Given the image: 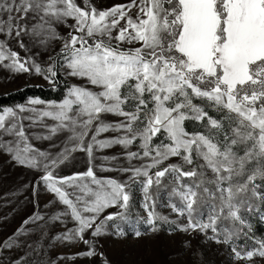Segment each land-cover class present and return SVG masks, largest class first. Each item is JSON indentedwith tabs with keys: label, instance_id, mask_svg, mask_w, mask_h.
Here are the masks:
<instances>
[{
	"label": "snow or ice",
	"instance_id": "snow-or-ice-1",
	"mask_svg": "<svg viewBox=\"0 0 264 264\" xmlns=\"http://www.w3.org/2000/svg\"><path fill=\"white\" fill-rule=\"evenodd\" d=\"M82 4L77 0H0V34L7 38L0 40V65L15 73L34 71L54 83L57 62L62 61L60 67L69 76L94 86L73 85L60 103L50 102L47 110L30 109L38 119L48 117L56 122L48 128L47 135H37L36 139L51 140L58 133H67L56 153L29 143L22 123L24 118L12 108L0 113V130L12 137L0 139V151L8 153L20 166L42 171L36 188L42 183L54 196L49 205L62 206V210L48 216L36 212L23 225L31 223L43 229L49 222L71 221L74 226L54 239L65 244L87 245V250L78 256H103L96 250V238L107 234L108 222L128 219L126 211L131 196L127 189L131 183L141 184L149 231H159L157 221L169 222L167 217L155 212L150 188L160 186L163 178L172 175L176 181L172 195L178 196L183 206L171 204L170 207L181 216L187 213L188 217L186 225H178L180 230L211 229L216 233L215 216H210L207 223L194 222L197 192L181 183L185 177H202L203 171L197 168H208L215 174L216 179L210 183L216 184L221 193L220 211L227 208L228 216L242 224L239 208L232 201L238 193L248 191L250 184L253 195H259L255 181L264 180V0H129L104 9L97 8L92 0H82ZM30 17L38 20L31 27ZM68 19L74 23L67 24ZM57 24L70 29L66 36L59 35L54 27ZM25 36L42 37V44L58 39L62 46L56 57H50L52 63L41 67L31 57L22 59L9 47V41L14 39L25 49L22 39ZM137 44L138 47H123ZM197 98L225 112L230 134H225L223 142L185 131L184 122L189 118L207 119L211 129L223 130L222 122L212 119L193 103ZM30 103L38 105L44 101L34 99ZM20 111L26 109L21 107ZM106 115L119 119L107 122ZM110 131L117 135L99 138ZM161 133L168 142L153 144ZM137 142L139 150L131 151ZM116 145L124 149L129 162L146 161L139 166L115 169L101 166L104 171L131 173L124 182L98 178L94 171L95 153ZM235 145L245 146L244 155L238 156L233 151ZM76 152L88 157L87 170L56 175V170ZM171 157H179L182 164L161 168ZM101 159L110 163L117 157ZM199 159L204 163L183 170L182 165H194ZM249 163H255L256 167L234 192L233 176L244 175ZM153 169L158 170L152 172ZM224 182H229L226 189L221 187ZM110 207L122 211L100 219ZM89 231L92 239H85ZM25 232L22 227L15 235ZM115 234L125 235L119 228ZM143 234L139 230L134 233L137 238ZM232 235L229 233L223 242L228 243ZM15 245L16 240L10 237L3 247L10 249ZM232 251L236 259L251 261L254 256L264 257V243L243 255L236 248Z\"/></svg>",
	"mask_w": 264,
	"mask_h": 264
},
{
	"label": "rangeland",
	"instance_id": "rangeland-1",
	"mask_svg": "<svg viewBox=\"0 0 264 264\" xmlns=\"http://www.w3.org/2000/svg\"><path fill=\"white\" fill-rule=\"evenodd\" d=\"M127 2H129V0H92V3L99 9L109 8L115 4ZM77 3L83 6L82 0H77ZM135 14V10H133L132 15L135 16ZM37 22V19H32L30 17L28 25L31 27L32 24ZM72 23H74V21L68 19L67 24ZM54 27L60 36H66L70 31L65 24H57L54 25ZM2 39L7 38L3 34H0V40ZM22 39L26 44L25 49H21L14 39L9 41V47L13 51L18 52L22 59L31 57L37 64L41 65V67H47L52 63L50 57H56L62 46V41L58 39L49 40L46 44L40 43L42 37L32 38L25 36ZM138 46V44L123 45L125 48ZM5 63H7V61ZM61 64L62 61H58L56 67L57 72H59L64 79L61 80L60 87L65 86L67 81L70 87L78 85L94 88V86L89 85L81 78L69 76L66 71L60 67ZM27 85L53 86L55 85V81L54 83H50L42 75H38L34 71L30 73H15L3 65H0V94L8 93ZM69 88L66 89V95ZM34 99L42 100L44 103L33 105L30 101ZM199 100L201 102L193 103L207 112L210 117L209 108H217L212 106L209 102L201 99ZM61 101L46 100L31 96L23 103L0 107V113L6 108H12L20 117L24 118L22 123L25 127L26 135L29 137V143L40 150L56 153L59 152L63 146V141L67 133H58L53 136L51 140L36 139L35 137L37 135H47L48 128L53 126L56 122L48 117L38 119L36 114L30 111V109L35 108L38 111L47 110L50 102L60 103ZM21 107L26 109V111L21 112ZM28 117L32 119H28ZM211 118L215 119L213 117ZM104 119L107 122H113L119 118L106 115ZM185 131L189 135L203 134L205 136H210V138H213L214 142H220V137L217 135H215L217 137H214L204 132H189L186 128ZM115 135H117V133L110 131L102 133L99 138H110ZM166 138V135L163 133L161 135V140L163 141ZM0 139L10 140L12 137L4 134L3 131L0 130ZM130 150L138 151L139 142L132 145ZM104 156H116L117 160L106 163L101 159V157ZM95 157L93 163L95 165L94 171L97 177L113 178L120 182L127 181L131 173H123L116 170L104 171L101 166L103 165L115 169L120 167L139 166L141 163L146 162L138 159L129 162L124 156V149L119 145L96 152ZM203 163V160L199 159L195 161L194 165L182 166L184 171H188L191 170L192 167H197V165ZM168 164H182V161L179 157H171L160 167H166ZM88 166V157L86 154L83 152H76L73 153L72 158L56 170V175L68 176L73 173L84 172L87 170ZM156 170L158 169H153L152 172ZM197 170L203 171V176L205 178L213 181L216 179L215 174L208 168H197ZM42 175V171L20 166L11 159L8 153L0 151V264H17V261H19V264H51V262H54V264H105V262H107V264H264V257L254 256L251 261L238 260L235 258L232 251L233 248H236V250L240 251L243 255L247 251H253L259 248L260 243H264V224L261 225L259 235L250 228V215L243 213L241 198L234 197L232 203L239 208L238 215L243 220V223L241 224L239 220L236 221L238 224H241L242 227L235 225L229 226L228 223H222L220 221V215L222 213L228 216V209L224 208L223 212H221V208L217 209V207L212 204L207 213H204L196 219L193 218V220L194 222L207 223L209 222L210 216H215L216 233H213L211 229L206 230V232H200L198 230L181 231L178 225L182 226L188 223L187 213L181 216L170 207L171 204H176L178 208L182 207L183 204L180 198L178 196H173L165 185H160L158 186L159 188L157 187L155 189L154 186L156 185H153L150 188V195L155 202V212L160 216L167 217L169 222L157 221L159 231L151 232L149 231L150 226L145 223L147 212L143 207V192L141 184L138 182L131 183L127 189L131 196L126 211L128 219H116L108 222L107 234L96 238V250L98 253H103V256H78V253L87 250V245L82 242L65 244L64 242L54 239V237L61 232L74 226L71 221H68L66 224L49 222L43 229H37L36 225L31 223L23 225V221L36 212L48 216L58 210H62V206L58 203L49 205V202L54 199V196L46 190L42 183L39 188H36L37 182ZM141 180H143V177H141ZM163 180L173 184V188L176 187L174 176L167 175L162 181ZM181 183L191 186L192 189L196 191L189 177L183 178ZM231 185L233 186L232 181ZM221 187L225 189L228 188L229 182H224ZM180 190L183 191L184 189L181 188ZM224 196L226 198L227 194L224 193ZM259 196H264V194L259 193ZM120 211H122V209L119 207H110L104 211L100 219H103V217L109 213ZM260 219L264 222L263 213H260ZM171 221H175L176 223H171ZM22 227L26 229V232L24 235L17 237L15 234L17 230ZM117 228L122 229L125 235L117 236L115 234ZM137 230L144 233L139 238L134 235ZM229 233L233 234L232 238L228 243H224L223 241ZM212 236H216V239L209 238ZM10 237L16 240V245L10 249L3 247L4 241L8 240ZM85 239H92L90 231L85 234ZM217 240L221 242L218 243ZM38 245L40 246L39 248ZM69 257H75V259H69Z\"/></svg>",
	"mask_w": 264,
	"mask_h": 264
},
{
	"label": "trees",
	"instance_id": "trees-1",
	"mask_svg": "<svg viewBox=\"0 0 264 264\" xmlns=\"http://www.w3.org/2000/svg\"><path fill=\"white\" fill-rule=\"evenodd\" d=\"M61 80L63 79V76L57 72V75L55 77V85L53 86H44V85H27L25 87L16 89L14 91L0 94V107H6V106H13L18 103H23L26 101L29 97H40L46 100H56L61 101L65 95H66V89L70 87L69 82L66 81L65 86H61ZM193 102H201L199 99H194ZM209 115L210 117H213L223 124V130L222 131H216L214 129L210 128V125L208 124L207 119L205 120H196V119H187L185 121V128L189 132H204L206 134H209L211 136L217 137L219 136V141H224L225 134H230V126L228 120L225 118V112L219 111L218 109L209 108ZM232 127L235 126L233 123L231 125ZM163 133L159 134L156 138H154L153 143H167V138L163 141L161 140V135ZM217 135V136H215ZM251 146L250 144L248 145ZM233 151L237 153V155H244L245 146L244 145H235L233 146ZM256 167L255 163H249L246 166V171L244 175L241 176H233L232 183H233V190L235 192L236 186L243 184L247 180V176L251 174V172ZM193 182V185L196 188L197 197L196 204L194 205V212H193V218L196 219L197 217L203 215L204 213H207L209 211V208L211 205H215L217 209L221 208L222 201H221V193L217 189V185L214 183H210V180L208 178H205L204 176H197L195 178H189ZM203 180V184L200 187H197V184H200V181ZM161 185L167 186L168 190L172 194L173 190V184H171L168 181L163 180ZM256 192L257 193H263L264 194V180L257 178L255 181ZM158 186H154V189ZM159 188V187H158ZM209 189V192H205L204 189ZM260 191V192H259ZM209 193H212L214 195H209ZM176 197V196H175ZM235 197L241 198L242 201V211L244 214L250 215V228L253 229L256 234L259 235V232L261 230V225L264 224L263 221L260 219V213L264 214V199L259 195H253L252 192V185H249V189L246 192L238 193ZM220 221L222 223H228L229 226L235 225L242 227L241 224H238L236 220H233L231 217L224 215L221 213L220 215ZM235 223V224H234Z\"/></svg>",
	"mask_w": 264,
	"mask_h": 264
}]
</instances>
